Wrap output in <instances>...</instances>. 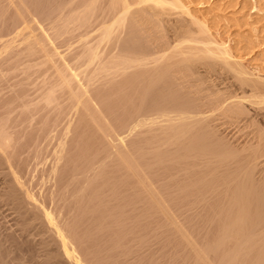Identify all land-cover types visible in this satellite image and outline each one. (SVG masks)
<instances>
[{
	"label": "bare ground",
	"instance_id": "6f19581e",
	"mask_svg": "<svg viewBox=\"0 0 264 264\" xmlns=\"http://www.w3.org/2000/svg\"><path fill=\"white\" fill-rule=\"evenodd\" d=\"M186 2L0 0V166L65 264H264V75ZM17 70L39 74L37 85L26 77L34 105L18 93ZM219 70L234 87L214 95L207 75ZM17 105L22 118L41 119L42 151L54 147L42 162L56 166L40 183L53 192L40 194L60 213L31 199L12 166ZM47 109L58 110L51 122ZM215 109L241 132L224 138Z\"/></svg>",
	"mask_w": 264,
	"mask_h": 264
},
{
	"label": "rangeland",
	"instance_id": "374dc122",
	"mask_svg": "<svg viewBox=\"0 0 264 264\" xmlns=\"http://www.w3.org/2000/svg\"><path fill=\"white\" fill-rule=\"evenodd\" d=\"M185 2H186V6H188V8H189L188 10H189L191 17L196 18L198 20L205 21L208 24V26L210 27V31H211L214 39L217 42L222 43L223 45L227 46L231 50V53L233 54V56L236 59H238L239 61H241V63L246 67V69L248 71H250L252 73H257L258 71H261V74L264 75V0H185ZM185 17H188V16H185ZM191 17H188V18H191ZM39 20L41 21V19H39ZM37 60H34V61H37ZM34 61H31V63ZM219 71L218 72H212V73H209L207 75L208 76L207 77L208 82L207 81L206 82L208 84L211 83L212 86L214 85L213 86L214 88H217L214 90V92H215L214 95L217 93L224 94V92L227 88H230V87L233 88L234 87L233 84H230L233 81V78H231L230 74L224 70H221L220 73H222V74H220ZM33 73L35 74L34 76H33ZM33 73L29 74V76L32 75V76H30V80L32 78H37L35 80V82L34 81L33 82L36 83V82H38L37 80L40 81V79H38V77H36L39 74H37L36 72H33ZM201 73H204V72H202V69H201ZM23 74L24 73L22 71L17 70V76L21 77L20 81L17 80L18 81L17 82V90H18V93H19V91H23V93L26 94L31 90H27L26 93H25V90L28 88V86H30L34 83H30V80L26 78L29 76H26L25 74L24 75ZM22 76L26 80L22 81ZM20 77L19 78L17 77V78L20 79ZM19 83H23V85H21V86H24L25 83L26 84L21 89V88H19L20 87ZM27 83H30V84H27ZM37 84L38 83H36L35 85H37ZM228 85H229V87H228ZM31 87H33V86H31ZM34 89H35V86H34ZM222 90H223V92H221ZM32 91H34V90H32ZM30 93H31L30 95L33 94V96H29L28 94H26L27 96L26 95L25 96L27 98L29 97L28 99L34 105V103L37 100L38 94L36 95L37 97L35 99L36 89H35V93H33V92H30ZM206 93H208V92H206ZM17 95H19V97H17V98H21L20 96L24 97V95H22V94H17ZM23 99H25V97ZM32 104H31V106H32ZM21 107L22 106L17 105V108H18L17 114L19 112H20V114L22 113ZM215 110L216 111H213L212 123L214 122L213 124H215V122L216 123L218 122L220 124L218 126L216 124L215 125H216V127H220V128H218V129H220L219 131H221L219 133L222 134V136H224V138H228L229 136L234 138L235 135L238 134L237 131L239 133L241 132V131H239V129L242 127H240L241 125L239 123L238 124L240 126L237 124V122L235 121L234 118H231L228 115H225V113H223L221 115V112H222L221 110H218V109H215ZM217 110L219 112L220 111L221 112L217 113ZM46 111L48 113L46 112L45 115L47 117L49 116V118L47 120H48V122H51V120L56 116L54 114H56L58 112V110L54 111L53 109H50V110L47 109ZM66 114L67 113L65 112L64 115H66ZM22 115L24 116V114L22 113L21 117H20V115H18V117H17V121L19 122V120H20V122H19V124H17L18 127L13 128V130H14L13 134H12L13 138H11L12 144L15 143L16 141L17 142L19 141L18 143L16 142V144H13V146L15 145L14 148L16 150V153H20L19 154L20 159L17 158L18 154H17L16 158H14L16 153L14 156L10 157V159L13 160L12 166L15 169L13 167L12 168L17 173L18 177H19V175H21L22 178L20 177L19 179H21L22 185L25 186L27 189L29 188V190H26V192L30 191L31 195L29 193H28V195L31 197V199H34V197H35L33 194H35V195L38 194L36 196L38 198L41 196L39 198L40 201L38 199H35V200L38 201L40 205H47L48 207L45 209H47V210L49 209L51 213H53L52 210H54V211L57 210L56 212L60 213L59 208L54 206V204L53 205L51 204L52 206H54V208L52 206H50V204H49L51 201L49 199L50 197L45 196V197H47L46 200L43 199L44 194L45 195L48 194V191H47V193L45 191L48 190L47 188H49L51 186L49 184H47L48 187L46 186L45 187L46 190L44 191V186H42V184H40L41 180L42 181H43V179L46 180V178L49 176V173H51L52 169L55 168L54 166H56V163H54L53 159H51L50 161L48 160V162H46L45 164H44V162H42V160L46 161V159L50 158L51 153L54 151V147H53L54 145L52 146L53 148L49 149L48 147H50L51 143H52L49 140L50 145L45 146L48 143V141L46 142V140H45V142H44L43 139H45V138L42 137L44 135H42L38 130L39 129L38 127H41V125H42V123L39 121L41 119L39 118L36 120V118H34V116L37 117L38 115L35 114L33 116V119L22 118L23 117ZM68 115H70V114L68 113ZM68 115L65 116L66 118H64L65 120L63 123H66V121L68 119L72 121L73 117H70L72 115L67 117ZM224 115H225V117H224ZM215 116H216V118H215ZM21 120H22V122L24 120V122L21 123ZM26 120H28V122ZM29 120H31V121H29ZM33 121L35 123H33ZM225 121H226V123H225ZM233 121H234V124H233ZM28 123L30 125H28ZM235 123H236V125H235ZM230 124H231V126H229ZM26 125H28V126L26 127ZM20 126H25V127H23L21 129ZM223 126H225V128ZM49 129H53V126L50 127ZM17 132H22V133L19 134ZM26 132L27 133L29 132L28 135H31V136H29L30 138L28 137L29 139L25 138V137H27ZM14 133L17 135H15ZM23 133H24L25 137H20L19 135L23 136ZM34 134H35V137H33ZM39 134H41V136H40V141H38V142L43 141L41 144L46 143L44 146L46 148H48L49 150L43 149V151H42L41 147L39 146L40 144L36 142V140L39 139L38 138ZM70 136H71V133H69L67 137H70ZM14 137H16V138H14ZM31 137H33L32 142H33V140H35V143H37L35 145H38L37 147H34L33 150H32V147L34 145L29 144V142H31V141H29L31 139ZM41 138H43V139H41ZM47 139H49V138H47ZM67 139L68 138H66V141H69L70 138L68 140ZM20 140H22V141L20 142ZM72 140H73V138H72ZM72 140L70 139L69 143L67 142V144L73 143L74 141H72ZM53 141H55V140H53ZM26 142H28V144L30 145V148H28L29 146H26V145H28V144H26ZM21 143H22V145H20V147H18L17 145H19ZM54 144H55V142H54ZM41 146H42V148H45L43 145H41ZM17 147H18V149H17ZM22 148H24L25 151ZM35 149H36V151H34ZM19 151H21L22 153ZM28 151L31 152L33 157H31V154L29 155ZM35 155H37V156H35ZM45 155L46 156L49 155V156L45 157ZM24 157H25V160L28 159V160H30V162H31V160L36 161L38 159L40 161L32 162L34 164V165H32V164H30V162L28 160H26V162L28 161L26 163L23 160ZM30 157H31V159H30ZM17 159H19V160H17ZM21 159L24 162L22 165H21V161H22ZM18 162H19V164H18ZM40 163L44 164V165H41L42 168H41V166L38 167V165ZM60 163H58V164L60 165ZM29 164H30V167H32L31 170L34 169V171L32 170L34 173L30 170ZM16 165L18 167H16ZM36 166L39 168L38 171L35 169ZM58 166H57V168H58ZM21 167H22V169H21L22 171L19 172L20 171L19 168H21ZM24 168H26V171L28 173H29V170L32 173L31 172H30L31 174L25 173L26 171H24L25 170ZM60 168L62 169V167H60ZM73 168L75 171V167H73ZM73 168H72V171H73ZM27 169H29V170H27ZM61 169H59V170H61ZM66 169L67 168H65V170ZM3 170H4V168H2V166H0V264H45V263L46 264H59V263L65 264V262L59 257V255L57 257V255H56V254H58L57 244L55 242H52L53 239L52 240L49 239L51 234L50 235L48 234V233H50L48 231V229H45L46 227H44V225L41 223V221L39 219H37L38 217H37L36 213H34L32 205L30 204V201L26 200L27 202H29V204H26V202L24 201L25 198L23 196L18 194L19 196L17 197V194H15V195L13 194L14 192L17 193V190L12 189L14 187L11 188L12 184L10 183V181H11L10 177H9V175H7L6 170H4V171ZM47 171H49V172L47 173ZM72 171H71V173L74 172V171L73 172ZM58 172L56 174L57 177L60 176V172H59V175H58ZM77 172H79V171H77ZM77 172H75V173L77 174ZM67 173H70V171ZM71 173H70V176L72 175ZM44 174L46 176H44ZM67 175L69 176V174H67ZM74 175L75 174H73L72 176H74ZM77 175H80V176H77ZM77 175H75V177H81L82 174L80 172V174L78 173ZM42 176H44V178ZM68 176L65 178V180L67 178H69V179H67V181L68 180L71 181L72 177H70V176L68 177ZM60 177H59V179H60ZM57 180H58V178H57ZM62 180H60V181L62 182ZM58 181H56V182H58ZM45 182L50 183L49 181L48 182L45 181ZM63 182L65 183V181H63ZM63 182H62V185H65ZM26 183H27V185H25ZM46 183L43 185H46ZM67 184H68V182L66 183V185ZM10 189L13 190L12 194L10 192ZM52 189H53V187H52ZM52 189H49V190L53 192ZM38 190H40V191H38ZM50 191H49V194H50ZM40 193L43 194V198H42V195ZM39 194H40V196H39ZM49 194H48V196H49ZM32 195L34 197H32ZM17 198L20 200H18ZM47 199H49V200H47ZM48 201H49V203H48ZM33 202H34V200L33 201L31 200V203H33ZM44 202H46V203L44 204ZM54 202L55 201H53L51 203H54ZM41 203H43V204H41ZM29 207H30V209H28ZM44 207H46V206H44ZM23 210H24V212H23ZM21 211L23 213H21ZM30 213L33 214V215L31 214L32 216L36 215L35 216L36 219L28 216V215H30ZM57 213H55V214H57ZM55 214H53V215L55 216ZM30 222H31V224H28ZM26 224L30 225V227H27ZM24 228H27V229L25 230ZM47 235H49L48 238H47ZM46 239H48V240H46ZM42 241H43V243H41ZM49 242L51 245L49 244ZM53 254H55V255H53ZM47 255H48V257H47ZM49 255H50V257H49ZM80 255L82 256V254H80ZM46 261H49V263ZM50 261H52V262H50ZM86 263H87L86 261L85 262H84V260L82 261V264H86Z\"/></svg>",
	"mask_w": 264,
	"mask_h": 264
}]
</instances>
